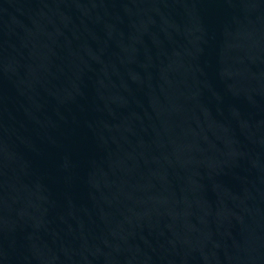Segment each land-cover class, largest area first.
I'll return each mask as SVG.
<instances>
[{
  "label": "water",
  "instance_id": "water-1",
  "mask_svg": "<svg viewBox=\"0 0 264 264\" xmlns=\"http://www.w3.org/2000/svg\"><path fill=\"white\" fill-rule=\"evenodd\" d=\"M0 264H264V0H0Z\"/></svg>",
  "mask_w": 264,
  "mask_h": 264
}]
</instances>
